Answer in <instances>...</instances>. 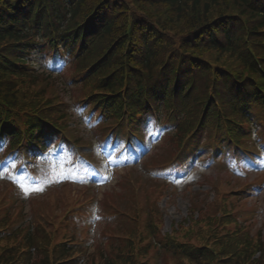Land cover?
<instances>
[{
	"label": "trees",
	"instance_id": "1",
	"mask_svg": "<svg viewBox=\"0 0 264 264\" xmlns=\"http://www.w3.org/2000/svg\"><path fill=\"white\" fill-rule=\"evenodd\" d=\"M43 40L67 56L80 98L102 109L101 137L162 109L177 127L162 164L204 134L216 154L247 149L253 117L264 111V0H0V135L10 150L48 127L73 139L53 75L27 58ZM156 200L134 202L131 212L107 199L121 238L95 256L75 234L85 204L70 203L65 220L48 226L2 201L0 264H264L263 231L243 225L230 199L192 208L168 233Z\"/></svg>",
	"mask_w": 264,
	"mask_h": 264
},
{
	"label": "rangeland",
	"instance_id": "2",
	"mask_svg": "<svg viewBox=\"0 0 264 264\" xmlns=\"http://www.w3.org/2000/svg\"><path fill=\"white\" fill-rule=\"evenodd\" d=\"M35 59L42 60L44 58L39 55ZM38 64V68L46 65L45 62L41 63L39 61ZM71 74L72 72L68 68L63 76L54 78L55 83L58 85L57 90L60 93L58 96L67 104L71 117L70 125L77 127L81 132V134H74L82 136V138H75L79 143L94 145L93 139H95L97 132L92 130L98 118L93 120L88 117V114L80 112L81 109H77L80 104L76 105L75 102H78L79 99L77 98L81 96L80 82L74 81V76ZM63 80H68L66 87L60 85ZM72 87H74V90L71 89ZM86 110L88 111V108ZM154 123L155 121L151 120L147 123V127L152 129ZM171 128L172 126L167 127L165 133L170 134ZM258 133V130H255L253 139L247 142L249 146L259 145L258 138L259 142L260 139L264 138ZM168 134L166 136L159 134L157 135L159 137L148 135L146 153L141 154L139 163L136 161L135 165H133L134 162L128 165L120 163L115 159L116 156L111 159L113 154L109 152L107 156L110 159L103 164L105 177L102 175L95 179L93 176L88 183H79L76 179H73L70 180L72 183L63 185L65 181H68V177L62 165L59 167L52 165L53 167H49L50 170H40V167H36L42 174L43 183L41 185H22V189L18 185L12 184L6 176L0 175V204L2 201L8 204L9 211L15 209L16 206L17 210L15 211L33 224H37L38 221H45L48 226H52L54 222L58 225L61 221H64L65 218L62 217L65 215L69 204L78 200L86 207L80 209V216L77 219L81 224L78 225L79 228L83 227L81 234L78 231H75V234H79L80 237L82 235L91 256H95L99 252L100 246L104 251L110 250L111 245H116L121 238L118 229H114L121 222H119L118 217L109 215L106 210L107 199L118 209L124 207V209H129L132 212L134 202L145 208L147 198H155L160 192L161 185L169 188L166 193H169L170 197L165 198L161 205L159 204L163 211V233H165L171 231L175 222H180L189 215L193 201L201 206H207L215 195H223L226 189L231 191L247 188L246 192L237 196L246 199V205L252 207V213L255 216L249 215V209L244 208L242 217L239 220L252 226L253 234H257L262 230L264 235V172L244 167L243 164L235 169L234 158L229 159L226 163L218 162L217 164L215 160L200 161V159L205 160L209 156L208 151H203L197 153L199 159L196 160L192 169L190 168L185 179H181L180 182H173L169 186L165 185L163 180L155 176V174L161 176L163 171L158 173L155 170L160 169L161 166H166V163L162 164V162L165 159L164 156L170 150L167 140ZM255 135L257 136L255 137ZM203 138L206 139V136ZM44 142L46 147H50L54 140L47 138ZM1 154L0 150V156ZM251 158L254 159L255 157ZM32 183L35 184V182ZM115 197L116 199H114ZM21 207L23 208L18 210ZM15 211L11 214L12 218L14 216L17 220L18 215ZM47 211L51 213L50 216L45 214ZM83 211H85L84 214ZM90 212L92 215H90ZM87 217H89L87 223L83 225L82 221ZM141 217L146 218L145 209L142 210ZM246 220L249 221L246 222ZM162 262L164 263V261Z\"/></svg>",
	"mask_w": 264,
	"mask_h": 264
},
{
	"label": "snow or ice",
	"instance_id": "3",
	"mask_svg": "<svg viewBox=\"0 0 264 264\" xmlns=\"http://www.w3.org/2000/svg\"><path fill=\"white\" fill-rule=\"evenodd\" d=\"M39 190V189H38ZM27 191V190H26Z\"/></svg>",
	"mask_w": 264,
	"mask_h": 264
}]
</instances>
